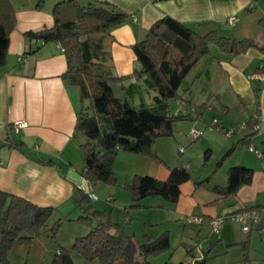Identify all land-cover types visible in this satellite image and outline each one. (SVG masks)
<instances>
[{"label":"crops","instance_id":"0c3cea01","mask_svg":"<svg viewBox=\"0 0 264 264\" xmlns=\"http://www.w3.org/2000/svg\"><path fill=\"white\" fill-rule=\"evenodd\" d=\"M57 1L59 0H54L52 5H47L45 8H42L39 1L36 5L14 11L15 25L10 32L7 60L6 64L0 67V141L8 136L14 119H25L28 125L17 132L14 131L12 136L15 140L23 141L29 149L23 152L16 148H0V189L40 206L57 207L60 213L61 209H65L68 205H72L70 209L78 208L76 188L80 184L82 189L87 191L83 184L85 180L80 174L82 167H75L77 165L73 162V158L78 154V145L72 138V133L79 107V89L62 76L67 63L59 44L48 42L39 46L34 41L30 42L25 35L27 31L53 25L52 8ZM103 1L115 4L129 15V18L115 27L104 41L111 57L112 72L119 76L133 74L137 64L132 45L142 39L150 26L165 15L186 23L201 34L215 30L225 37L251 38L257 43L264 42V28L259 24V19L264 17V0ZM80 2L86 3L87 0ZM229 16L237 17L233 24L226 21ZM27 44L31 45L33 52L23 60L22 53ZM208 60L211 69H214L213 74L209 73L211 80H221L222 84L215 83L217 88L201 87L200 91L207 99L198 105L194 103L192 95L193 80L188 82L184 80L183 84H186L182 88V94L185 103L179 101V106L185 105L184 111L187 110L191 115L193 111L196 112L197 118H202V111L207 109L219 108L220 111L227 113L234 105L242 106L243 110L246 106L248 116L244 118L243 126L229 129L232 134L225 135L218 156L220 158L225 155L233 144L252 132L251 126H247L248 121L250 124L256 122L257 128L252 145L260 151L261 141L264 140V79L260 80L252 76L259 74L257 68L264 60V53L251 47L237 55L228 52H220L214 56L206 55L200 61ZM205 74L207 75L208 71H205ZM202 76L203 74L200 73L198 78ZM126 84L129 90L135 89V92L129 94V101L133 105L153 103L156 92L147 87L142 77H135L134 80L131 78ZM256 88L258 98L255 96ZM185 94L189 97L186 98ZM211 95L219 97V102L215 104L217 107L208 108L210 104L206 100ZM186 101H189L190 105H186ZM247 105H251V108ZM177 112L178 109L174 114ZM213 119L216 120V117ZM212 120L206 124L220 127L221 133L223 130H228L225 128L229 126L220 119L214 124ZM199 125L193 123L191 127L199 128ZM215 135L221 137L220 133H215L213 130L206 132L200 139L205 142V151L208 150L209 153L213 152L211 139L216 138ZM121 151L123 150H119L118 154L121 153L119 154L121 157L133 163V167L128 166L132 168L130 178L135 174H148L158 179H166L170 167L184 165L190 170V162L193 160L184 155L169 163L159 155L161 161ZM47 161L51 162L47 163ZM140 165H145L146 171L143 169L140 171ZM233 165L251 167L254 173L251 183L240 187L230 201L215 202L219 195L212 191L215 185H225L226 179H223L224 183L219 180L209 181L207 184L199 183L209 177V173H202L196 177L191 175L188 181L180 185L178 200L167 204L166 208L169 216H172L171 220H177L174 221L177 222L176 231L180 233L177 242L192 241L195 239V234L200 236L203 242L199 244V241L195 245L191 253L194 256L189 259L190 262L195 257L201 259L202 256L210 257L213 254H219L228 261L232 253L236 260H239L238 258L243 257L239 243L249 240V250H251L253 242L256 241L254 231L261 234L260 224H264V163L249 146L236 144L219 170L225 174V171L227 173L228 168ZM115 173L117 175L116 171ZM93 187L91 185V188ZM100 188L111 201L119 195L114 196L113 192H107L102 186ZM121 198L122 201L119 202L123 206L131 201L128 193L122 194ZM153 202L155 200H144L146 205L152 206L146 208H155L158 204ZM244 207H258L259 223L250 222L248 231L243 230V222L231 217ZM220 216L224 217V222L218 234L214 236L213 233H208V230L210 228L212 230L211 220ZM190 218L200 220L193 221ZM169 230L167 229L170 236ZM204 242H207L208 246H205ZM216 248L219 249L218 254ZM185 251L178 255V264L190 257ZM247 263L253 264L251 259H248Z\"/></svg>","mask_w":264,"mask_h":264},{"label":"trees","instance_id":"16d2710c","mask_svg":"<svg viewBox=\"0 0 264 264\" xmlns=\"http://www.w3.org/2000/svg\"><path fill=\"white\" fill-rule=\"evenodd\" d=\"M53 25L25 32L30 42L38 45L58 43L66 57V70L62 74L79 89V107L72 138L76 140L84 164L82 178L91 186L97 181L119 185L130 194L131 201L123 211L133 217L130 209L152 207L144 203L147 197H162L169 204L178 200L180 185L190 179L191 173L184 165L170 167L166 179L148 174H135L129 181L119 183L113 169L119 150L150 157L161 161L152 150L155 140L173 135V121L192 119L190 112L171 113L168 100L184 101L181 86L190 70L210 53V45L222 52L237 55L254 47L264 53V42L251 38L234 39L211 30L198 33L184 22L165 15L154 22L145 36L132 45L136 67L132 75L119 76L112 72L111 57L105 47V38L129 15L118 6L103 0H59L52 8ZM264 28V17L259 19ZM15 25V12L9 0H0V67L6 64L10 32ZM25 48V46H24ZM31 45L22 53L31 54ZM264 75V60L257 68ZM142 77L147 87L156 92L152 104L139 106L129 101L127 80ZM255 96L258 98L257 88ZM190 105L189 101H186ZM198 117V115H197ZM214 124V123H213ZM252 132L236 144L252 145L256 122L250 124ZM210 126V125H209ZM213 127V125H211ZM201 131V130H200ZM11 126L1 147L16 148L25 152L29 148L21 140H15ZM17 132V131H15ZM209 151L206 150V156ZM259 157L264 163V140L261 141ZM51 161H47L49 163ZM220 164V161L218 162ZM254 169L244 165L230 166L226 183L215 185L212 191L219 195L215 202L233 199L240 187L252 181ZM205 178L199 183H203ZM78 208L85 214L77 219L88 228L85 235L74 238L71 249L58 247L50 264H74L72 251L97 264H149L147 258L170 246L169 232L162 231L153 238L149 233L139 242L128 235L119 221L112 220L105 210L93 204V191L76 188ZM144 199V200H143ZM258 207H244L249 210ZM258 211V210H257ZM59 209L40 206L21 196L0 189V264L10 263L14 244H30L41 236L55 238L63 218ZM236 214V213H234ZM71 220L72 218H65ZM243 259H249V240L239 243ZM193 249H186L188 260L179 264H206L208 257L190 262Z\"/></svg>","mask_w":264,"mask_h":264},{"label":"rangeland","instance_id":"374dc122","mask_svg":"<svg viewBox=\"0 0 264 264\" xmlns=\"http://www.w3.org/2000/svg\"><path fill=\"white\" fill-rule=\"evenodd\" d=\"M10 4L14 11H18L21 9H25L27 7H30L31 5H36L37 3L42 4V8H45L47 5H52L54 0H9ZM222 52L218 49L216 45H210V53L208 55L214 56L218 53ZM214 69H211L210 62L208 61H199L188 73V75L185 77L186 82L193 80L192 85V95L193 99L195 100V104L199 103L201 101H204L207 99L205 96H203V93L200 91L201 87H216L215 83H221V80H211L210 74L214 73ZM205 71H208V76L205 74ZM203 74L201 78H198L199 74ZM210 73V74H209ZM225 80V79H224ZM223 80V81H224ZM212 81V82H211ZM256 83V82H254ZM186 84V83H185ZM183 84L180 88V91H182ZM222 84V83H221ZM185 97L188 98V94H185ZM210 105H208V108L217 107L215 104L219 102V97H215V95H211L208 100H206ZM185 103V101H184ZM180 102L179 100L169 99L168 100V107L171 111V113H174L177 111V109L181 112L184 111V106H179ZM187 105V104H186ZM250 106L251 105H247ZM200 107V106H199ZM198 108V106H197ZM201 108V107H200ZM242 106L234 105L231 107L230 110L226 113L225 111H220L219 108L216 109H207L202 111V118H197L196 112H192V119H177L173 121V135L171 136H161L158 137L153 146L152 150L159 156L162 157V159H166V161H169V163H172L173 159H177L179 157H182L184 155H187L191 157L192 162L190 173L192 177H196L197 175H202V173L208 174L209 177L205 181L207 184L209 181H223V179H226V171L225 174L220 171L219 168L222 165V162L224 159H226L229 154H225L219 158L218 154L220 146L223 145V140L226 137L225 135L227 133L232 134V132L229 129H234V127H242L244 118L248 116L247 113V107L245 106V109H242ZM216 117L217 119H220L225 125H228V130H223V133L220 132V127H210L212 124L207 125L206 123H210L212 118ZM216 120H212L213 123H215ZM193 123H199V130H201L200 136L193 138L189 133L195 127H191ZM215 133H220L221 137L219 135H215L216 138H212V148L213 152L211 151L207 157L206 151L204 146L205 142L201 141L200 139L206 132L213 131ZM225 131V132H224ZM234 131V130H232ZM16 135V134H15ZM219 137V138H218ZM78 148V146H77ZM126 152V151H121ZM129 153V152H126ZM79 154V155H78ZM78 154L76 157L73 158V162L75 167H82L84 164L83 155L78 148ZM121 154V153H119ZM117 153L115 157V166L113 167L114 171L117 172V178L119 183L127 182L130 178V173L132 172L133 163L131 160H127L123 157H121ZM123 154V153H122ZM130 154V153H129ZM133 154V153H132ZM220 161V164L218 162ZM226 165V161L224 163V166ZM226 167V166H225ZM78 169V168H77ZM140 171L143 169V171H146V166L140 165ZM227 169V168H226ZM204 174V175H205ZM206 176V175H205ZM226 181V180H225ZM82 182V181H81ZM212 183V182H211ZM224 183V182H222ZM84 188L89 189L94 192L96 197H93L92 201L95 207L105 209L106 213L110 215L112 220L119 221L121 224H123L124 230L128 235H132L133 238L138 240L139 242L144 241L145 235L151 234L153 238L157 237L162 231L169 230L172 233H170V238L172 241H170V246L156 254H151L148 256L147 260L149 264H178L177 258L178 255L181 252H184V250L190 248L195 249V245L197 243H203L201 240V237L195 234V239L192 241H187L184 243L183 241L177 242V239H180V233L179 231H176V224L177 220H171L172 216H169V212L166 207L167 204H169L167 201H165L162 197H147V200H155L153 202L156 205L155 208H138V209H130V213L133 217H128L130 215L126 214L123 211V205L120 200L122 201L121 195L127 194L128 192L124 190L119 185H110L106 184L102 181H97L93 184V188L85 181ZM102 186L105 188V190L113 192L114 196L118 195L117 197H114V201H111L110 199H107V195L105 192L100 188ZM78 188H82L81 184L78 186ZM119 191L120 193H117ZM129 194V193H128ZM144 200V199H143ZM72 208V205H68L65 209H61L60 213L56 215L62 216L63 221L60 226V229L58 231V234L55 238H51L48 236H41L38 239L33 240L30 244H14V246L11 249L10 252V263L9 264H50L52 257L57 250L58 247H65L71 249L74 238L79 235H85L88 232V228L82 224L81 221L77 219L79 215L85 214L81 209H70ZM72 218L71 220H67L65 218ZM260 221V220H259ZM258 222L255 221V223ZM181 224L183 222H180ZM259 223V222H258ZM212 224V223H211ZM211 227V226H210ZM260 230L261 234H259L257 231H254L256 241L253 242L251 250H249V259H251V262L253 264H264V233H262V229H264V224H260ZM220 230V229H219ZM218 231L211 230V228L208 230V233H213L214 236L218 234ZM195 233L197 231L195 230ZM204 245H207V242H204ZM208 246V245H207ZM200 249V246L198 247ZM216 253L218 254L219 249H215ZM186 252V251H185ZM72 259L74 261V264H97L96 261H90L82 257L79 253L72 251ZM187 254V252H186ZM189 255V254H188ZM243 256V255H241ZM240 256V257H241ZM243 258V257H242ZM242 258H238L239 260H236V257H234V253L230 255L227 261L226 259L222 258L219 254L218 255H211L208 257L206 264H248L247 261H243ZM250 261V260H249Z\"/></svg>","mask_w":264,"mask_h":264},{"label":"built area","instance_id":"2783aa9c","mask_svg":"<svg viewBox=\"0 0 264 264\" xmlns=\"http://www.w3.org/2000/svg\"><path fill=\"white\" fill-rule=\"evenodd\" d=\"M237 17L236 16H229L226 18V21L229 23V24H233L235 21H236ZM28 49V44L25 46L24 48V51H26ZM61 50H63L62 47H60ZM29 55L27 54H24L23 55V60H26L28 58ZM253 78H256V79H264V75L262 74H254L252 76ZM28 125V122L27 120L25 119H14L12 121V127L14 129V131H19L20 129L26 127ZM212 128V126H210ZM257 128V125L254 126V129ZM193 138H196L198 136H200L201 134V131L197 128L193 129L192 131H190L189 133ZM249 148L251 150H253L258 156L260 155V151L256 148L253 147V145H249ZM232 219L236 220V221H241L244 223L243 225V230H246L248 231L250 229V222H255L258 220V217H259V213L257 210L255 209H249V210H243V211H240V212H237L236 214H233L232 216ZM191 220L193 221H199L200 219H197V218H190ZM224 222V217L220 216V217H216V218H213L211 220V223H212V228L213 230L215 231H218L221 226H222V223ZM262 231H264V229H262ZM200 258L198 257H195L191 260V263H193L194 261L198 260Z\"/></svg>","mask_w":264,"mask_h":264}]
</instances>
